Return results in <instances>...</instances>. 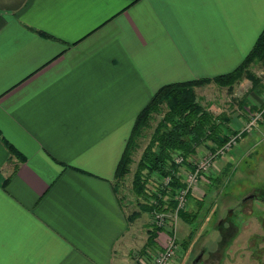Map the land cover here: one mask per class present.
<instances>
[{"label": "crops", "instance_id": "1", "mask_svg": "<svg viewBox=\"0 0 264 264\" xmlns=\"http://www.w3.org/2000/svg\"><path fill=\"white\" fill-rule=\"evenodd\" d=\"M263 27L264 0H0V264H114L137 114L233 70ZM239 109L212 111L221 136Z\"/></svg>", "mask_w": 264, "mask_h": 264}, {"label": "rangeland", "instance_id": "2", "mask_svg": "<svg viewBox=\"0 0 264 264\" xmlns=\"http://www.w3.org/2000/svg\"><path fill=\"white\" fill-rule=\"evenodd\" d=\"M251 71L261 77L264 85V67L252 65ZM194 90L196 100L209 111L240 108L246 120L249 112L264 104V88L259 92L252 90L251 82L244 77L230 90L214 83L197 86ZM159 118L154 115L149 127L143 131L132 155L130 172L118 182L117 190L126 215L135 212L137 215L120 240L114 264H152L154 258V248L149 249L150 254L148 251L144 254L143 248L155 217L140 212L139 203L143 200L134 194L131 181ZM263 120L217 157L203 177L191 184V194L186 196L184 205L188 213L186 219L174 212L164 214V231L158 232L157 236L161 238L155 247L162 249L169 244L170 237L175 239L176 251L169 264H190L199 253H202L199 264H264ZM205 143L198 147L190 161L198 163L205 152L216 148ZM179 171L185 180L184 172L188 169L181 166ZM150 177L147 187L152 191L159 178ZM249 195L251 197L245 199ZM166 231H172V234Z\"/></svg>", "mask_w": 264, "mask_h": 264}, {"label": "trees", "instance_id": "3", "mask_svg": "<svg viewBox=\"0 0 264 264\" xmlns=\"http://www.w3.org/2000/svg\"><path fill=\"white\" fill-rule=\"evenodd\" d=\"M41 33V32H39ZM260 64L264 67V27L258 34L254 44L241 62L231 71L213 77H203L183 82H176L159 87L147 104L137 114L130 134L126 141L120 160L114 174V191L117 193L118 182L130 172L133 152L138 145V139L149 127L154 115H159L150 139L143 148L131 181L134 194L143 200L139 203L140 212H147L154 217L156 213H175L186 219L188 213L184 208H177V193L186 187L181 175L180 165L174 162V155L183 157V165L193 170L189 158L196 154L198 147L208 140H219L222 145L226 135L219 134V124L211 111L203 107L197 100L195 87L214 83L227 86L230 90L233 84L241 78L251 82V89L261 91L264 88L261 77L251 71V66ZM12 153L15 149L8 145ZM159 178L154 189H148L150 176ZM168 177L164 185L162 180ZM190 189L186 196H189ZM136 212L127 215L128 224L136 217ZM192 219V218H191ZM190 221V219H189ZM143 253L157 248V234L164 231L163 225L151 224ZM172 234V231H166ZM147 252V253H146Z\"/></svg>", "mask_w": 264, "mask_h": 264}, {"label": "built area", "instance_id": "4", "mask_svg": "<svg viewBox=\"0 0 264 264\" xmlns=\"http://www.w3.org/2000/svg\"><path fill=\"white\" fill-rule=\"evenodd\" d=\"M264 118V104L255 111H251L247 115V120L244 123L243 127L234 133L227 135L225 142L216 146L214 150H209L203 154L202 159L198 163H194L192 161L191 165L193 170H189L188 172H184L185 180L183 182L186 184V187L180 190L176 195L177 200V208H184L186 201V193L190 189L192 183H194L198 177L202 178L204 173H206L209 167L216 161L217 157H220L224 154V152L230 149L233 145L237 144L238 139L245 133H250L257 125L258 121ZM174 162L181 166L183 165V157L179 154L174 155ZM179 168V169H180ZM180 175V171L178 172ZM169 182V178L166 177L162 180V183L166 185ZM165 213H156L154 214L155 221L157 225H163ZM153 253V261L152 264H169V262L173 259L176 251V241L174 238L170 237L169 244L162 249L154 248ZM150 254V251H148Z\"/></svg>", "mask_w": 264, "mask_h": 264}, {"label": "water", "instance_id": "5", "mask_svg": "<svg viewBox=\"0 0 264 264\" xmlns=\"http://www.w3.org/2000/svg\"><path fill=\"white\" fill-rule=\"evenodd\" d=\"M251 197V195H249L248 197H246L245 199ZM201 257H202V253H199L197 256H195L191 263L190 264H199L200 260H201Z\"/></svg>", "mask_w": 264, "mask_h": 264}]
</instances>
